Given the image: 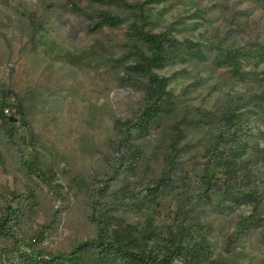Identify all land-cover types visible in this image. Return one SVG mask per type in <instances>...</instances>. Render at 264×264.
Wrapping results in <instances>:
<instances>
[{
    "label": "rangeland",
    "instance_id": "374dc122",
    "mask_svg": "<svg viewBox=\"0 0 264 264\" xmlns=\"http://www.w3.org/2000/svg\"><path fill=\"white\" fill-rule=\"evenodd\" d=\"M106 1L0 0V107H14L16 96L26 113L24 122L18 113L9 123L0 117V208L18 215L0 235V264H18L15 246L68 251L95 235L101 215L114 224L150 221L161 233L182 222L208 238L218 264H264V162L254 168L257 204L235 206L215 184L206 191L205 174L212 183L222 175L211 164L205 171L218 128L195 122L264 91V63L233 70L214 62L221 51L264 44V0H124L145 3L148 29L170 28L207 54L156 70L170 77L176 108L138 141L135 158L117 154L115 121L140 106L141 84L125 75L124 57L132 43L146 46L127 35L130 10ZM100 9L125 23L94 31ZM246 116L245 131L264 145V122ZM163 175L165 187L151 197Z\"/></svg>",
    "mask_w": 264,
    "mask_h": 264
},
{
    "label": "trees",
    "instance_id": "16d2710c",
    "mask_svg": "<svg viewBox=\"0 0 264 264\" xmlns=\"http://www.w3.org/2000/svg\"><path fill=\"white\" fill-rule=\"evenodd\" d=\"M105 3V1H103ZM109 4L130 10L131 19L127 35L146 46L143 50L136 43L129 45V59L125 65V75L141 84L142 98L135 115L126 121H115L117 139L115 150L119 156H138V141L149 135L151 129L172 114L176 108L175 96L168 88L170 77L160 75L156 70L176 63L204 61L207 59L204 45L188 37H176L170 28L160 32L148 29V15L145 3H128L124 0H108ZM73 9H77L74 4ZM94 31L102 27H118L126 17L109 10L93 11ZM218 66L233 70L243 65L258 66L264 63V44L250 43L247 47H237L221 51L214 60ZM4 93V92H2ZM5 96H11L5 92ZM15 106L6 103L0 107L2 121L10 122L11 114L18 113L22 122L25 110L20 98ZM245 108V109H244ZM251 112L264 122V91L251 94L242 103L218 114L206 111L200 114L196 123H205L218 128L214 143L207 149V164L222 169L219 181L212 183V177L205 174L203 184L206 191L215 188L222 191L225 200L235 206L257 204L259 186L255 176V166L264 162V145L253 139L250 129ZM258 136L264 142V130L258 129ZM179 135L182 133L179 131ZM29 172L35 171L32 161L23 159ZM0 164L3 160L0 155ZM172 164V161H169ZM169 169L171 167H168ZM167 172V170L165 171ZM164 176L149 187L151 197H156L165 187ZM16 208L6 205L0 208V235L9 234L10 223L17 218ZM96 233L93 237L74 244L68 251L44 252L34 248H16L18 264H218L212 256L210 242L205 235L196 236L189 226L180 222L169 227L164 233L158 232L147 221L145 225L114 224L110 216L98 217Z\"/></svg>",
    "mask_w": 264,
    "mask_h": 264
},
{
    "label": "built area",
    "instance_id": "2783aa9c",
    "mask_svg": "<svg viewBox=\"0 0 264 264\" xmlns=\"http://www.w3.org/2000/svg\"><path fill=\"white\" fill-rule=\"evenodd\" d=\"M5 113L11 114V112L9 111V109H5Z\"/></svg>",
    "mask_w": 264,
    "mask_h": 264
}]
</instances>
